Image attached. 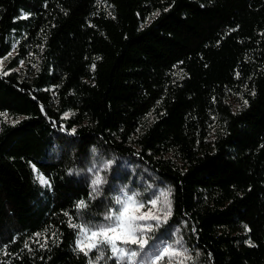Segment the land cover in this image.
I'll return each mask as SVG.
<instances>
[{
  "label": "trees",
  "instance_id": "trees-1",
  "mask_svg": "<svg viewBox=\"0 0 264 264\" xmlns=\"http://www.w3.org/2000/svg\"><path fill=\"white\" fill-rule=\"evenodd\" d=\"M6 57L0 264H87L101 154L106 189L131 164L169 186L205 264H264V0H0Z\"/></svg>",
  "mask_w": 264,
  "mask_h": 264
},
{
  "label": "snow or ice",
  "instance_id": "snow-or-ice-1",
  "mask_svg": "<svg viewBox=\"0 0 264 264\" xmlns=\"http://www.w3.org/2000/svg\"><path fill=\"white\" fill-rule=\"evenodd\" d=\"M152 15L155 17L160 13L157 11ZM27 18V15L22 17ZM20 63L23 66V61ZM2 65L3 60H0V73L8 75V72L2 71ZM252 94L255 95L254 92ZM244 103L247 104V100ZM0 115L8 120L7 113ZM11 122L15 124L19 121ZM72 132L75 133V129ZM113 163V160H93V166L88 169L93 174L90 180L91 199L102 195V187L107 183L104 173L110 171ZM37 179L41 185L51 186L49 179L43 175H38ZM171 195V189L161 190L154 198L143 201L140 199L141 192L124 189L121 195L113 198L118 207L109 208L103 214L104 222L77 224L70 218L69 227L78 230L76 250L88 258L87 264H101L102 261L103 264H109L113 260L115 264H186L193 260L190 250L183 246L182 239L172 243L166 242L163 237L156 239L153 235L168 223L173 214ZM87 207L88 203L84 200L77 204L78 209ZM249 245L254 246L251 241ZM25 247L28 245L25 244ZM93 251L97 253L95 258L90 256Z\"/></svg>",
  "mask_w": 264,
  "mask_h": 264
},
{
  "label": "rangeland",
  "instance_id": "rangeland-1",
  "mask_svg": "<svg viewBox=\"0 0 264 264\" xmlns=\"http://www.w3.org/2000/svg\"><path fill=\"white\" fill-rule=\"evenodd\" d=\"M0 60H3V65H2V70H3L8 62V58L6 57ZM20 67H22L21 64L16 70H18ZM4 72H8V70ZM99 160H113L114 161L110 171L104 173L106 179H108L110 175L113 174L115 170H117L118 167L120 168L123 165L120 163V166H119V163H117L118 161L117 158L109 154H108V157H106V155L104 156L103 154H101V157L97 159V161ZM128 167H129L128 168L129 173L131 172V175L129 176V179L126 181V183L119 185V186L116 185L112 187V189L110 188L106 189L107 184L103 185L102 195L98 196V198H101L100 203L102 205V207L98 209L99 214H96L98 220L91 219L90 222L88 223L95 224V223L104 222L103 214L109 208L118 207L117 205H115L113 198L116 195H121L122 190L124 189H127L129 192H132V191L141 192L140 199L143 201H147L150 198H154V196L158 195L159 191L161 190L169 189V186L166 183L162 182L156 175H154L151 171H149L145 167L139 166L137 164H131ZM89 174H90V177L92 178L93 174L90 172ZM106 196L108 197V199H105ZM153 235L156 239H160L161 237H163L166 242H172V243H174L176 239H182L183 246L189 249L191 255L193 256V260L186 262V264H205V262L201 260V257H200L201 254L196 252L193 249L192 247L193 245L191 246L190 240L187 234L185 233V230L181 228L178 223H174V222L172 224L167 223L166 225L161 227L158 231L153 233ZM153 242L154 241L150 243H153ZM95 255H97V253H95Z\"/></svg>",
  "mask_w": 264,
  "mask_h": 264
}]
</instances>
